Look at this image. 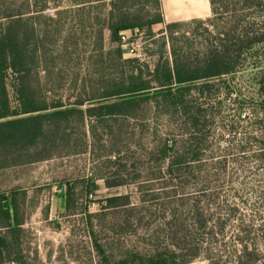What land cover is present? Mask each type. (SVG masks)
<instances>
[{"label": "rangeland", "instance_id": "374dc122", "mask_svg": "<svg viewBox=\"0 0 264 264\" xmlns=\"http://www.w3.org/2000/svg\"><path fill=\"white\" fill-rule=\"evenodd\" d=\"M59 3L61 7L55 8ZM51 5L40 20L41 29L49 32L45 42L49 52L45 63L48 70L40 71V77L46 74L49 76L47 81L52 82L48 86L51 89L48 98H63L68 102L80 94L99 95L102 80L118 76L121 68L108 64L106 56L93 40V20H86V28L82 29L76 24L79 16L70 12L69 0H54ZM151 6V2L143 1L140 7L148 11ZM21 8L26 10V0H0V16L6 11H19ZM66 10L68 12L63 13ZM58 11L61 15H57ZM218 12L216 18H226L222 10ZM167 15L166 20L176 17L169 12ZM248 16L253 21L264 23V3L251 10ZM88 17L102 19V10L94 9L86 19ZM48 18H55V23L48 22ZM205 28L195 24L181 27L173 35L172 43L170 35L162 33L165 26L159 25L153 28L155 38H150L146 31L127 37L130 42L123 48L124 55L128 59L137 58L153 69L162 52L171 58L173 47L179 51L189 47L200 51L207 38ZM208 28L213 30L211 26ZM104 35V51L115 48L110 42L109 32L105 31ZM263 48L260 47L258 54L247 55L246 65L236 73L217 80L220 92L214 99L198 100L202 108L215 116L208 129L209 141L203 151V161L195 166H203L206 172L215 171L214 174L220 175L215 188L206 192L207 199L203 197L204 185L200 184V178L198 183L192 181L179 191L178 206L163 208L162 204L169 200L165 187L167 178L158 173L148 156L157 140L155 133L164 139L167 134L169 136L170 129L147 105L138 110L137 119L121 118L110 122L108 127L98 126L95 138L88 128L72 122L70 148L76 152L55 156L49 161L0 170V190H6V194L25 190L27 194L21 232L25 263L101 264L94 248L93 230L97 242L105 247L110 263L118 264L136 251L151 250L157 244L154 237L158 232L164 239V224L172 220L173 212L181 217L174 219L186 221L188 232L200 239L195 205L201 203L200 206L207 210L205 216H213L205 219L210 222L208 230H213L214 236L206 235L204 242L215 255L217 264H233L234 255L240 248L236 242L240 228L253 227L255 231L264 223V168L252 159L259 152L258 145L244 143L253 119L249 106L259 99L257 82L264 64L258 68L254 64L264 62ZM257 56L261 57L260 61L255 59ZM228 85L234 92L230 96L225 93ZM10 94L15 104L11 90ZM181 134L183 140H189L192 134L189 126L185 125ZM83 149H86L85 153H80ZM119 151L120 162H117L118 157L114 156ZM106 180L123 181L124 185L108 188ZM59 184L72 189L75 201L65 215V199L62 200L56 188ZM153 191L159 194L155 201L148 197ZM115 196H129L131 205L127 209L102 210L105 200ZM232 210L237 211L238 218H232ZM192 264L211 262L201 257Z\"/></svg>", "mask_w": 264, "mask_h": 264}, {"label": "trees", "instance_id": "16d2710c", "mask_svg": "<svg viewBox=\"0 0 264 264\" xmlns=\"http://www.w3.org/2000/svg\"><path fill=\"white\" fill-rule=\"evenodd\" d=\"M51 1L54 0H26V10H10L0 16V170L49 161L55 156L76 152L70 148L72 122H79L88 128L95 138L98 126L108 127L110 122L121 118L137 119L138 110L147 105L170 129L169 136L167 134L164 139L158 138L155 133L157 140L148 156L158 173L167 178L165 187L169 200L162 204L163 208L178 206L179 191L187 188L192 181L198 183L200 178V184L204 185L203 197L207 199L206 192L215 188L220 175L214 174L215 171L206 172L203 166H195L203 161V151L209 141L208 129L215 116L202 108L198 100L214 99L220 92L217 80L236 73L246 65L247 55L258 54L260 47H264V23L253 21L248 16L251 10L262 6L264 0H210L209 18L170 23L164 19L161 0H69L70 12L79 16L77 26L85 29L86 20L95 22L92 24L95 29L93 40L99 45L102 55L106 56L108 64L121 68V73L102 80L99 95L80 94L68 102L63 98L49 99L51 89L48 86L52 82L47 81L49 76L46 74L40 77V71L48 70L45 63L49 58L45 44L49 32L41 29L40 20L52 6ZM143 1L152 3L148 11L140 7ZM60 7V3L55 4V8ZM94 9L102 10V19H86ZM218 10H222L226 18H216ZM66 12L68 10L63 13ZM57 15L61 12L58 11ZM47 21L55 23V18H48ZM188 24L207 27V38L200 51H193L191 47L179 51L173 47L171 58L162 52L153 69L137 58L125 57L123 48L130 38L124 42L123 37H133L146 31L150 38H155L153 28L164 25L162 33H168L173 43V35ZM208 26L213 30H209ZM105 31L109 32L110 42L115 45V48L106 51ZM261 55L264 60V50ZM255 59L260 61L261 57ZM261 64L264 62L254 65L258 68ZM257 83L259 99L249 106L253 119L244 143L258 145L259 152L252 159L264 168V70ZM225 91L226 96L234 93L231 85ZM185 125L192 133L189 140H183L181 136ZM242 149H245L244 146ZM85 151L83 149L80 153ZM115 155L118 157L120 151ZM116 160L120 162V157ZM106 185L117 188L124 182L106 180ZM71 191L67 187L66 210L73 208L75 202ZM20 195L23 193L0 194V264H26L21 246L24 221L17 211ZM158 195L153 191L148 197L155 201L159 199ZM4 202L10 203V207L4 209ZM200 204L195 205L200 239L188 232L186 221L174 219L181 217L173 212L170 216L172 220L164 224V239L158 232L154 237L157 244L151 250L136 251L118 264H192L201 257L217 264L215 255L204 242L206 235L214 236V231L208 230L210 222L205 219L213 216H205L207 210ZM130 205L129 196H115L105 200L102 210L127 209ZM231 215L238 218L236 210H232ZM248 228H240V235L236 236L240 248L234 255L233 264H264V223L255 231L253 227ZM91 235L101 264H111L105 247L97 242L93 230Z\"/></svg>", "mask_w": 264, "mask_h": 264}, {"label": "crops", "instance_id": "0c3cea01", "mask_svg": "<svg viewBox=\"0 0 264 264\" xmlns=\"http://www.w3.org/2000/svg\"><path fill=\"white\" fill-rule=\"evenodd\" d=\"M161 3H162L164 19H165V15L166 17L168 16L167 12L176 16L174 19L171 20L165 19L166 23L189 22L195 19L205 20L209 18L211 14L210 0H161ZM56 188L58 189V193L62 195V200L65 199L64 201L65 208L63 209V211H66L67 185L59 184L56 186ZM21 192L23 193V195H20L18 199L17 211L19 212V217L24 218L23 212L26 204L25 198L27 197V194L25 190ZM0 194L6 195V190H0ZM6 207H10V203L6 204V202H4L3 208L6 209ZM46 213L48 214V212ZM47 218H49V215L47 216Z\"/></svg>", "mask_w": 264, "mask_h": 264}, {"label": "built area", "instance_id": "2783aa9c", "mask_svg": "<svg viewBox=\"0 0 264 264\" xmlns=\"http://www.w3.org/2000/svg\"><path fill=\"white\" fill-rule=\"evenodd\" d=\"M123 40H124V42H126L127 41V38L126 37H123Z\"/></svg>", "mask_w": 264, "mask_h": 264}]
</instances>
